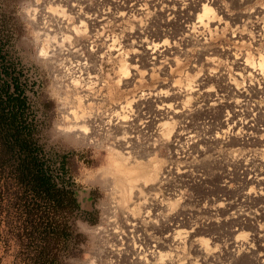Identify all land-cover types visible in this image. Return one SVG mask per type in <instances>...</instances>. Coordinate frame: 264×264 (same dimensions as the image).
I'll return each mask as SVG.
<instances>
[{"label":"rangeland","instance_id":"1","mask_svg":"<svg viewBox=\"0 0 264 264\" xmlns=\"http://www.w3.org/2000/svg\"><path fill=\"white\" fill-rule=\"evenodd\" d=\"M205 1L219 23L211 34L183 39L178 18L170 26L160 16L141 20L146 39L164 45L162 69L151 73L159 65L133 55L131 0H0V81L19 76L52 170L69 158L79 240L64 264H264V81L233 82L244 101L229 93L233 56L264 55V14L256 15L264 0ZM195 78L203 88L179 95ZM157 90L162 99L152 103ZM206 91L218 94L216 107ZM165 104L188 119L159 116ZM246 120L253 130L245 142L229 128ZM169 125L188 128L197 153L186 136L171 138L173 129L167 143ZM155 167L169 173L148 182L128 174ZM123 174L137 180L138 201L123 204ZM15 250L0 237V264H14Z\"/></svg>","mask_w":264,"mask_h":264},{"label":"trees","instance_id":"2","mask_svg":"<svg viewBox=\"0 0 264 264\" xmlns=\"http://www.w3.org/2000/svg\"><path fill=\"white\" fill-rule=\"evenodd\" d=\"M15 74V73H14ZM0 81V237L15 242L14 264H64L79 236L78 211L66 179L44 159L19 76Z\"/></svg>","mask_w":264,"mask_h":264},{"label":"bare ground","instance_id":"3","mask_svg":"<svg viewBox=\"0 0 264 264\" xmlns=\"http://www.w3.org/2000/svg\"><path fill=\"white\" fill-rule=\"evenodd\" d=\"M128 2H130V1H128ZM128 5H129V3H128ZM127 8L128 7L124 8V9L126 10ZM128 9H129L128 13H130V15H131L130 18H133L131 20H133V22L135 24L134 28L136 30L135 31V35H136V37H135V46L136 47L135 48H136V50H134L133 55L136 58H140L142 56L143 57L145 56L147 58V64L149 66H151V68L156 66V65H159L156 67V69H150L151 73L155 72V70H160V68L162 69V67L160 66L161 62H160L159 58L163 52L162 49L164 48V45L163 44L162 45L153 44L152 42H150L148 40L149 37L146 39V37L144 36V34L142 32V31H144V28L143 29L141 28V23H140L141 20H143L144 18H149V20H151L150 23H152V21L157 16L163 17V20L161 21L162 22L161 25H163V26H170L172 21L174 19L178 18L180 20V23H181L180 24V28H181L180 36H182L183 39H190V38H192V36H195V34H199V35L205 34V33L211 34L212 32L217 31L219 28V23L214 21L212 13H211V8L208 6L207 1H205V0H131V5ZM126 12L121 13V15H120L121 18L125 17V15H127ZM258 14H264V11L263 12H256V15H258ZM130 15L128 14V16H130ZM80 17H82V16H80ZM125 18H127V16ZM150 23H149V25H150ZM76 30H78V29L76 28ZM147 33L148 32H146V34ZM233 38L236 39L235 36H233ZM183 42L185 43L186 41H183ZM165 48H167V47H165ZM226 50L229 51L230 49L227 48ZM166 51H168V50H166ZM164 52H165V50H164ZM166 55H167V53H166ZM231 55L233 56V54H231ZM131 58H132V56H131ZM168 60L172 64L174 63V66L178 65V63H177V61H175V59L174 60L168 59ZM211 60L212 59H210L209 57L205 58L206 64L209 65L211 63ZM232 64L234 67L233 72H232L234 77L231 79V82L228 81L230 83L229 88L231 90L229 93L231 95H234V93H235V95L239 94L238 97H241V99L244 101L245 95L243 94V92H241V89H239L236 85H234L233 82H235V81L237 82L239 80L243 81L245 79L246 75L259 77L264 81V55H263V53H259L256 58H254V57L252 58L249 55V53H246L245 55H242V56H236V57L233 56V63ZM192 69H195V67L193 66ZM132 72H133V75L131 77V80L133 77H135V79L137 78L136 79L137 81H135V82H138L142 79L143 73H141L140 71L139 72L136 71V69ZM128 81H129V79H128ZM193 83L192 84L187 83V86L184 89L179 90V92H178L179 95L187 96V95L192 94L193 92H195L194 87H196V89L198 87H199V89L203 88V86L201 85L200 79L195 78ZM251 89L252 90L254 89L253 86ZM206 92L209 93L210 101L212 102L209 105V108L216 107V105H217L216 101L219 98L218 94L217 93H211L209 91H206ZM161 95L163 96V93H161L157 90L154 93H149L148 99L150 100V102L155 103L160 98L162 99ZM164 98H166V97L164 96ZM233 105H234V107H238V105H239L238 101L234 102ZM172 107L170 104H167V105L165 104V105H162L161 107H158L157 112H162V114L159 115L161 117L162 116L166 117L167 115H170V114L173 115V117L177 116V117L183 119V122L185 119H188V117L190 115L189 111H186L184 108L180 110V109H173ZM111 124L116 125L115 127H117V125H118L117 122H111ZM109 125H110V123H109ZM172 129H173V125H169V127L167 126V136L172 131ZM187 129H186V127H182V128L177 127V126L174 127L173 133H171L172 134L171 138L173 137V139H176L179 141L181 138L186 136L191 143L192 150L197 153L196 136L194 134H192L191 131H187ZM240 129H241V131H239ZM76 130L74 127H68L66 131L68 133L72 134V133L77 132ZM229 130H230V132H233L235 135H239V132H241L240 133V135L242 136L241 138L243 140H245V142L248 141L249 138H252L251 137V130H253L252 124L248 120H246L244 123L233 122L232 125L230 126ZM257 133H259V132H256V134ZM216 139H218V137H216ZM257 139H259V141H261V140L263 141L264 135L263 134L260 135ZM120 140H121V142H124L121 145L123 147V149H127L129 147L130 142H126L124 138L120 139ZM169 141H170V136H168L166 142L169 143ZM121 161H123V160H121ZM134 162H137V161H134ZM157 168L158 167H155V169L152 172H149V173L147 172V174H146V171L138 173V172H136L137 170L136 171L134 170L133 172L131 171L128 174H130L132 176L133 175L137 176V174H138L139 176H137V177L142 178L144 182H148V181H153L154 179H156L158 174L161 176L164 173H169L168 170H164V173L163 172L159 173L157 171ZM122 177H123L122 179H124V174ZM124 180L126 182L124 181L125 184H122V186H121L122 187L121 199H122L123 204L127 203V201L132 197H133V199H135V201H138L139 200L138 193L136 190H134V188H135L134 183L137 180L132 179L131 177L127 178V180L126 179H124ZM122 182H123V180H122ZM119 185H121V184H119ZM116 233L117 232H115V234ZM135 252H136V250H135ZM136 253H138V252H136ZM203 253H204L203 256L208 257V254L206 252H203ZM151 254H153V253H151ZM138 255H137V257H138ZM148 255H149V253H148ZM141 259H142V257L138 258V260H141Z\"/></svg>","mask_w":264,"mask_h":264}]
</instances>
